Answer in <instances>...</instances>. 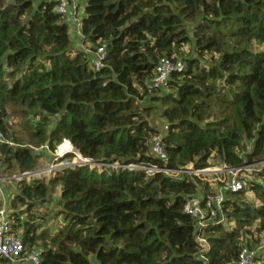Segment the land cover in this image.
Instances as JSON below:
<instances>
[{"label":"trees","instance_id":"obj_1","mask_svg":"<svg viewBox=\"0 0 264 264\" xmlns=\"http://www.w3.org/2000/svg\"><path fill=\"white\" fill-rule=\"evenodd\" d=\"M58 5L0 0L6 175L43 169L33 147L55 151L63 141L104 164L204 170L264 160V0H85L75 15L78 50ZM100 47L105 57L95 70ZM162 57L184 69L148 92ZM16 112L21 133L10 121ZM156 135L167 162L151 153ZM51 175L18 181L6 207L10 234L21 238L24 255L39 251L40 264H228L264 240V168L241 172L243 188L224 193L223 222L201 232L207 251L183 205L218 190L208 174L81 165ZM50 184L60 185L57 224L41 210ZM252 264H264V252Z\"/></svg>","mask_w":264,"mask_h":264},{"label":"built area","instance_id":"obj_2","mask_svg":"<svg viewBox=\"0 0 264 264\" xmlns=\"http://www.w3.org/2000/svg\"><path fill=\"white\" fill-rule=\"evenodd\" d=\"M81 5L85 4V0H59V5L56 8V12L61 15H69L72 14V17L75 21V15L78 13V10ZM105 57L104 48L100 47L94 53V56L91 59V65L95 70H99L103 66V59ZM184 69V63L175 59L172 60L167 57H162L157 62L154 74L151 78L148 92H153L160 88H165L170 79L172 72H181ZM167 127L164 126L163 130H166ZM2 140V136L0 134V142ZM151 153L155 158L163 162H167V156L164 152L161 145V135H156L152 137L151 140ZM55 157L58 159L63 158L61 152L57 150L54 152ZM80 162H71L64 160H59V163L53 162L51 165L36 170L35 172H23L18 173L17 175H13L12 177H6L7 179H13L14 181H20L23 178L27 177H35L40 178L45 173H49L53 171L56 167L60 166H81V165H89L92 167L99 168H112V169H143L149 175L162 172L167 175L173 174H195L205 172L204 170H194L192 166H187L185 168L180 169H169L167 167H158L157 165H142V164H120V163H112V164H104L98 163L93 164L94 161L88 158L79 157ZM66 160V159H65ZM253 168H264V160L255 162L253 164H246L237 168H228L224 166L226 172L231 174L229 182L221 188H219L216 192L208 193L206 195H194L189 197L183 205V212L193 218L196 222L197 227V235L196 238L200 242H206L202 237L201 232L204 228L209 225H215L223 222L224 213H223V203L225 201V192H238L243 188L242 175L241 172L249 171ZM228 173V174H229ZM237 173H240L238 176ZM229 174V175H230ZM4 179V177H0V182ZM0 198L3 199L2 186L0 185ZM12 220L7 214L6 207L4 204V200L2 201V206L0 207V260L6 259L11 264L21 263L23 261H27L29 264H40V252L37 250H32L29 254L24 255V247L21 238L18 235L10 234ZM255 257V252L253 250H249L247 247H243L240 251L237 260L230 262L228 264H252V261Z\"/></svg>","mask_w":264,"mask_h":264},{"label":"rangeland","instance_id":"obj_3","mask_svg":"<svg viewBox=\"0 0 264 264\" xmlns=\"http://www.w3.org/2000/svg\"><path fill=\"white\" fill-rule=\"evenodd\" d=\"M72 32H73V30H72ZM71 39H72V46H74L75 38L72 36ZM186 50H187V47L184 49V52ZM20 119H21V114L19 112H16L12 115V118L10 121H11L13 126H15V125L17 126V124L20 122ZM155 122L158 123L159 119L156 118ZM158 127L159 128L162 127L161 123L160 124L158 123ZM15 129H17L16 131L20 132V130L18 129V126ZM56 149H58V152H61L62 154H67L69 152L73 153L74 157L72 158L71 162L77 163V162L81 161L79 159V157H81V156L78 154V152L76 150H74L71 147V145L67 141H63L61 144L57 145ZM33 150L37 155H41L40 162H43V164L46 165V167L51 165L53 162H56V161H57L56 163H59L58 162L59 159L57 157H54V151H50L49 149H47L44 146L33 147ZM63 160H64V162L68 161L67 159L66 160L63 159ZM57 168H59V167H56L55 169H57ZM223 169H224V166L218 165V166L209 167L205 172H202L205 175L208 174V176L205 178V180L207 181L208 187L210 188L211 191L218 188V187L221 188V187L225 186L227 184V182H229L231 174L229 172H226ZM13 175H17V174H13ZM13 175L8 176L2 170H0V177H4V176L12 177ZM237 175L239 176L240 173H237ZM51 176H52L51 172H49V173H45L44 175H42L41 178H45L46 180H48L49 178H51ZM11 180L14 181L13 179H9V180H7V182H12ZM3 181L4 180H2V182ZM0 184H1V182H0ZM2 184H6V183L3 182ZM48 188H49V193H48V198L46 200L47 202L44 203L41 210H42V212H45V214L48 218L47 222L49 224L52 223V221L57 224V222H60V219H61V217L55 218V213L60 209L59 202H58L59 201L58 200L59 199V193H60V185L50 184L48 186ZM247 197L250 200L252 199V197H249V195H247ZM247 248L249 250L250 249L253 250L255 252V256H259L261 253L264 252V240L262 241V243L259 247L256 246V248L255 247L254 248L247 247Z\"/></svg>","mask_w":264,"mask_h":264},{"label":"crops","instance_id":"obj_4","mask_svg":"<svg viewBox=\"0 0 264 264\" xmlns=\"http://www.w3.org/2000/svg\"><path fill=\"white\" fill-rule=\"evenodd\" d=\"M80 8H82L81 7V3H80ZM80 11L78 13H80ZM68 18H69V16H68ZM70 23H71V21H70ZM72 30H73V32H72ZM72 36L75 38V42L73 41L74 42V46H72V48L74 50L82 49L83 46H82V41H81V38H80L79 29H78L77 26L74 29L73 25L71 24L70 25V37L72 38ZM3 180H4L3 182H5L6 184H2L3 182L1 181L0 185L2 186V192H3V199H1V201L4 200L5 207H7L8 203H9V199L12 196V194H16L18 192L17 191V182L18 181H12L11 180L12 182H7V180H9V179H7L6 176H4ZM1 206H2V204H1Z\"/></svg>","mask_w":264,"mask_h":264},{"label":"water","instance_id":"obj_5","mask_svg":"<svg viewBox=\"0 0 264 264\" xmlns=\"http://www.w3.org/2000/svg\"><path fill=\"white\" fill-rule=\"evenodd\" d=\"M69 19L71 21V24L73 25L74 29H75V21H74V18L72 17V14L69 13ZM34 155H37L36 153ZM93 164H97L95 161L93 162ZM36 203H39V201H36ZM29 204V202L27 203ZM195 242L200 245L202 248H204L206 251L209 249V246L206 242H200L198 241L197 239H195Z\"/></svg>","mask_w":264,"mask_h":264},{"label":"clouds","instance_id":"obj_6","mask_svg":"<svg viewBox=\"0 0 264 264\" xmlns=\"http://www.w3.org/2000/svg\"><path fill=\"white\" fill-rule=\"evenodd\" d=\"M68 16H69V15H68ZM56 150L58 151V149H56ZM56 150H55V151H56ZM55 151H54V152H55ZM64 155H65V154H64ZM64 155H62V156H64ZM73 155H74V154H73ZM54 157H55V155H54ZM63 159H65V158H60L59 160H63ZM61 167H62V166H61ZM44 168H45V167H44Z\"/></svg>","mask_w":264,"mask_h":264}]
</instances>
